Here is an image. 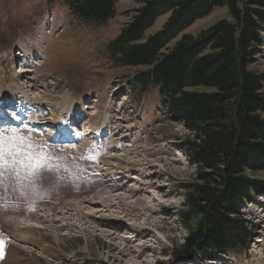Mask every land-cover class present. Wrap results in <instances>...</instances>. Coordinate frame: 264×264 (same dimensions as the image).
<instances>
[{"label":"rangeland","instance_id":"rangeland-1","mask_svg":"<svg viewBox=\"0 0 264 264\" xmlns=\"http://www.w3.org/2000/svg\"><path fill=\"white\" fill-rule=\"evenodd\" d=\"M141 1L116 0L114 18L94 26L58 2L0 0V81L25 85L28 107L41 118L54 122L62 102H70L79 106L75 122L104 133L85 157L50 140L46 126L16 127L47 145L54 171L43 183L0 187V264H190L172 252L187 233L176 213L183 204L179 185L195 176L175 139L190 132L161 115L153 92L135 104L124 80L143 67L115 66L105 50ZM229 18L226 7L215 8L185 33ZM249 68L264 73V45ZM249 174L264 180V172ZM252 195L242 209L251 232L247 251L203 264H264V193Z\"/></svg>","mask_w":264,"mask_h":264},{"label":"trees","instance_id":"trees-1","mask_svg":"<svg viewBox=\"0 0 264 264\" xmlns=\"http://www.w3.org/2000/svg\"><path fill=\"white\" fill-rule=\"evenodd\" d=\"M86 25L114 18L116 0H46ZM230 18L185 33L213 9ZM105 50L110 63L143 67L124 80L135 104L148 92L161 115L190 133L175 139L195 167L180 183L177 260L203 264L245 253L251 232L243 217L252 194L264 193V73L250 70L264 45V0H142ZM162 26L149 33L157 18Z\"/></svg>","mask_w":264,"mask_h":264},{"label":"snow or ice","instance_id":"snow-or-ice-1","mask_svg":"<svg viewBox=\"0 0 264 264\" xmlns=\"http://www.w3.org/2000/svg\"><path fill=\"white\" fill-rule=\"evenodd\" d=\"M18 128H0V187L7 184L43 183L53 173L51 153ZM4 241L0 240V251Z\"/></svg>","mask_w":264,"mask_h":264},{"label":"bare ground","instance_id":"bare-ground-1","mask_svg":"<svg viewBox=\"0 0 264 264\" xmlns=\"http://www.w3.org/2000/svg\"><path fill=\"white\" fill-rule=\"evenodd\" d=\"M24 53H25V51H24ZM21 55H23V54H21ZM17 56H18V58L20 57V55H16V56H14V58H13V61H15L16 59H17ZM20 72H25L26 70H24V69H22V70H19ZM15 75V74H14ZM15 76H17V75H15ZM14 78V77H13ZM5 81H6V77H5ZM25 85H22V83H19V84H16V85H9V86H6L3 82H1L0 81V106L1 105H11V100H12V98H11V96H9V92H12V91H16V93H18V94H22L24 91H25ZM13 93V95H14V92H12ZM32 92L30 91V90H28L26 93H25V95H23V96H21V98L19 97L18 98V101H20V106L21 105H23V104H28L29 103V99L30 98H28V99H25L24 101H26V102H23V98L25 97V96H27V95H29V94H31ZM18 94H16V96L18 95ZM12 95V96H13ZM8 96L10 97V99L8 98ZM15 96V95H14ZM15 96V97H16ZM19 96V95H18ZM24 106V105H23ZM23 106H21V109H20V112L19 113H21V111H22V109H23ZM78 105H75V104H73L72 105V103H70V102H62V104H61V109H62V113H61V119H64L63 117L65 116V115H68V121H71V119H75V117L77 116V114H78V112H79V110H78ZM33 109V108H32ZM86 109H89L88 107L86 108ZM35 111H34V109L32 110V113L33 114H35L34 113ZM35 117L37 118L38 116L37 115H35ZM73 121V120H72ZM28 123H30V121H27ZM73 129H75V127H73ZM104 134H102L101 135V137L103 136ZM91 139H94L95 138V136L93 135L92 137H90ZM83 139H84V144L86 145V146H89V142H88V140L90 141V139H89V137H87V135H84L83 136ZM85 141H87L88 143H86ZM86 150V148H83L82 149V152H84ZM100 185L101 186H103L104 187V189L106 188L105 187V184H104V182H102V183H100ZM111 188V187H110ZM109 188V189H110ZM111 190V189H110ZM99 191V190H98ZM101 192V191H100ZM95 193H97V192H95ZM94 195V194H93ZM93 195H92V197H93ZM91 197V198H92ZM86 202H91V200H89V199H87V200H85ZM78 207V206H77ZM75 210H77V209H75ZM78 211V210H77ZM79 212V211H78ZM87 214H90V213H87ZM87 214H86V216H87ZM48 221V220H47ZM110 223V222H109ZM51 224V223H50ZM25 227H27V226H25ZM29 228V227H28ZM114 228V227H113ZM113 228H111V229H113ZM114 232L116 233V230H114ZM113 231H112V235H113V233H114Z\"/></svg>","mask_w":264,"mask_h":264}]
</instances>
